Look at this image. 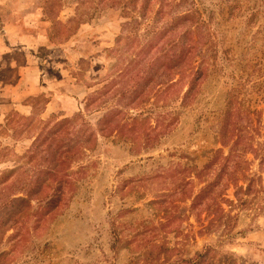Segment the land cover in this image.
<instances>
[{
	"label": "rangeland",
	"instance_id": "rangeland-1",
	"mask_svg": "<svg viewBox=\"0 0 264 264\" xmlns=\"http://www.w3.org/2000/svg\"><path fill=\"white\" fill-rule=\"evenodd\" d=\"M239 1L232 61L179 106L191 73L157 101L97 94L149 27L122 5L0 0V264H264V0Z\"/></svg>",
	"mask_w": 264,
	"mask_h": 264
},
{
	"label": "trees",
	"instance_id": "trees-1",
	"mask_svg": "<svg viewBox=\"0 0 264 264\" xmlns=\"http://www.w3.org/2000/svg\"><path fill=\"white\" fill-rule=\"evenodd\" d=\"M101 1H107V5L111 7L122 5L125 14L131 16V20L123 25L124 32L133 30L143 23L149 27L142 35V39L135 43L134 41L139 37H128L127 34L121 36L118 41L119 45H124L125 42L128 44L126 50L121 52V59L126 56L129 61L125 67L117 71L116 67L113 69L117 73L115 79L118 80L112 77V80L115 81L112 83L110 81L106 85L103 84L104 90L97 92V94L111 95L121 92L123 100H126L122 103L124 105L126 103L131 104L135 100H139L140 103L151 101L152 96L157 101L159 95H164L169 90L176 91L175 88L179 87L180 80L182 81L188 73H191L192 77L188 83V89L184 92L179 103V106H184L194 99L198 90V82L203 76L205 79L215 78L220 72L222 67L221 53L224 54L226 60L232 61L230 52L234 50V46L232 44L227 45L224 33L228 27L230 30L233 27L232 22L235 20L230 19V16L234 17L236 6L240 3L239 0H213L210 6H205L202 0ZM157 2L159 7L155 10L153 6ZM153 10H155L154 13ZM217 10L218 12H216ZM136 46H138V51L131 57ZM192 57H195L196 60L193 61ZM240 71L244 73L247 72V69L242 65ZM133 73L134 75H132ZM123 79L125 82L122 86L116 85V82L121 83ZM95 101L94 98L90 103ZM213 115L219 121L222 120V109L203 113L198 122L201 120L207 122L208 118H212ZM74 121L75 118L58 121L55 130H50L46 134L47 137L50 138V135L59 127L65 128L67 134L73 133L76 130V126L73 125ZM84 126L82 123L81 127L84 128ZM221 129V143L229 145L233 135L226 137L227 125L223 127L221 125ZM236 136L239 137L240 135L237 134ZM229 138L230 140H228ZM245 146H248V143L242 146L241 142L234 141L230 145L232 151L227 155L228 157L226 156L227 159L238 157V151ZM249 149H242V151L247 152ZM68 153L69 151L64 152L61 163L68 160ZM228 180L230 181L231 178ZM236 181L238 180H234L233 184L237 189L235 196H238L243 187L239 186ZM201 199V196L194 199V207L200 203Z\"/></svg>",
	"mask_w": 264,
	"mask_h": 264
},
{
	"label": "crops",
	"instance_id": "crops-1",
	"mask_svg": "<svg viewBox=\"0 0 264 264\" xmlns=\"http://www.w3.org/2000/svg\"><path fill=\"white\" fill-rule=\"evenodd\" d=\"M8 40L9 39L7 37L5 38V35L3 33H0V52L1 51L4 52L5 50H6L5 52H7L13 48L14 49L16 48L14 45H12L11 41L8 43ZM57 95H59V94H57ZM77 97H79L78 94H77ZM75 100H77V99H75Z\"/></svg>",
	"mask_w": 264,
	"mask_h": 264
}]
</instances>
